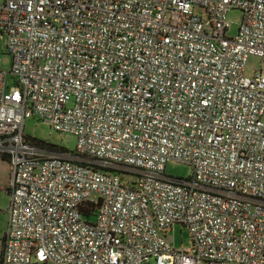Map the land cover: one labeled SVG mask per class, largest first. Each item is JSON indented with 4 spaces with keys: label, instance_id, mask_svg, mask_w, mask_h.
Here are the masks:
<instances>
[{
    "label": "built area",
    "instance_id": "built-area-1",
    "mask_svg": "<svg viewBox=\"0 0 264 264\" xmlns=\"http://www.w3.org/2000/svg\"><path fill=\"white\" fill-rule=\"evenodd\" d=\"M0 44V264H264V0H0Z\"/></svg>",
    "mask_w": 264,
    "mask_h": 264
},
{
    "label": "rangeland",
    "instance_id": "rangeland-1",
    "mask_svg": "<svg viewBox=\"0 0 264 264\" xmlns=\"http://www.w3.org/2000/svg\"><path fill=\"white\" fill-rule=\"evenodd\" d=\"M229 21L233 24L230 32L231 36H235L241 20V12L232 11L228 16ZM13 58L8 53L6 48L0 44V69L10 72L12 69ZM264 67L261 59L257 57H251L248 60V66L246 69V75L251 77L254 72L259 70L260 67ZM9 84L11 87H15L12 76H9ZM25 134L31 138L41 141L45 144L62 147L64 149L74 151L77 148V139L73 135L62 136L56 132L49 124L38 119L29 118L25 122ZM2 158V157H0ZM2 165L7 166L8 163L3 159ZM166 174L176 178L188 179L192 176V169L189 165L177 162H169L166 167ZM9 207L10 196L9 192L0 186V235L8 224L9 220ZM95 221V219L93 220ZM169 236L174 238V247L176 249L190 248L192 246V240L187 228L182 225L173 226L169 232ZM152 264H156L155 260H152Z\"/></svg>",
    "mask_w": 264,
    "mask_h": 264
},
{
    "label": "crops",
    "instance_id": "crops-1",
    "mask_svg": "<svg viewBox=\"0 0 264 264\" xmlns=\"http://www.w3.org/2000/svg\"><path fill=\"white\" fill-rule=\"evenodd\" d=\"M3 158H0V186L6 189L9 192L11 182H12V171L9 162L6 164L7 166H3L2 162ZM7 226L2 231V235H0V263L4 249V237L6 234Z\"/></svg>",
    "mask_w": 264,
    "mask_h": 264
},
{
    "label": "trees",
    "instance_id": "trees-1",
    "mask_svg": "<svg viewBox=\"0 0 264 264\" xmlns=\"http://www.w3.org/2000/svg\"><path fill=\"white\" fill-rule=\"evenodd\" d=\"M4 160H6L8 162V159L7 158H3Z\"/></svg>",
    "mask_w": 264,
    "mask_h": 264
}]
</instances>
